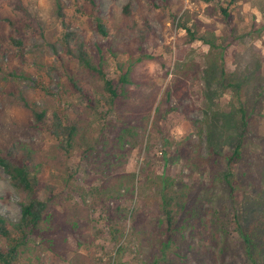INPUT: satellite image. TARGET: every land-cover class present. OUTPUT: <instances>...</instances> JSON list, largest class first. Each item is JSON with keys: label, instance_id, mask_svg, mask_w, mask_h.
<instances>
[{"label": "rangeland", "instance_id": "rangeland-1", "mask_svg": "<svg viewBox=\"0 0 264 264\" xmlns=\"http://www.w3.org/2000/svg\"><path fill=\"white\" fill-rule=\"evenodd\" d=\"M15 1L0 0V144L6 148L11 143L27 142L48 154L57 142L50 132L53 111L63 109L74 121L79 118L76 109L83 111L88 102L69 81L78 63L63 51L64 29L57 16L56 0H23L30 13L27 23L15 20L22 15L15 9ZM61 1L73 19L72 29L78 38L87 42L94 53L102 48L110 78L121 74L120 63L131 57L142 58L137 67V78L142 82L137 101L140 96L157 93L155 107L163 102L162 113L166 116L123 166L124 172L136 173L133 199L124 203L114 199L93 209L87 221L89 230H70L68 242L59 253L49 250L39 238L29 240L22 245L14 264H82L79 254L87 256L92 261L89 264H155L156 260L158 264H222L223 260L226 264H260L246 252L233 221L222 254L217 244L191 235L168 238L158 232L141 241L133 231L131 212L139 210L150 218L159 215L166 176H173L178 183L193 184L201 203L214 209L221 207L228 222L234 212H242L243 220L254 212L246 204L237 208L228 200L217 175L211 173L207 158L211 143L224 157L233 151L241 97L252 115L247 158H252L255 174L254 178L248 175L240 179L249 201L260 198L258 191L264 189V0H238L232 6V20L241 37L226 48L219 62V49H210L200 39L189 42L186 30L180 27L181 22L187 21L189 26L200 25L199 35H220L225 25L214 3L168 0L169 5L165 6L163 0H157L159 8H150L146 0H95L96 7L89 0ZM127 3L131 5L129 15L124 13ZM7 16L16 22L14 26L6 20ZM97 16L108 25V36L99 32ZM144 18L150 21L152 32L141 43L135 25L141 27ZM33 29L41 33L33 34ZM12 38L23 40V46L14 44ZM53 42L58 52L51 47ZM261 60L260 68L257 62ZM173 81L178 84L167 98L164 93ZM231 81L233 85H229ZM24 100L40 111H48L39 126ZM98 110L86 114L87 127L97 132L104 128L107 132L110 122L116 123V113L110 110L106 99L101 100ZM68 167L64 178L47 167L41 179L55 184L58 192L66 196L76 186L84 188L75 194L83 202L81 194L101 185L103 173L84 157L81 148L74 151ZM228 171L225 160L221 174ZM249 183L256 187L249 189ZM46 192L42 187L39 196L44 199ZM87 196L91 198L90 194ZM21 200L22 195L0 166V214L11 222L18 221ZM121 203L130 215L121 222L123 233L115 231L107 214L108 209ZM114 222L118 224L120 220ZM0 243L5 244V239L0 237Z\"/></svg>", "mask_w": 264, "mask_h": 264}, {"label": "trees", "instance_id": "trees-1", "mask_svg": "<svg viewBox=\"0 0 264 264\" xmlns=\"http://www.w3.org/2000/svg\"><path fill=\"white\" fill-rule=\"evenodd\" d=\"M89 1L94 7L97 6L95 0ZM146 1L150 8L160 6L157 0ZM201 1L207 4L214 3L217 6L218 14L225 25L223 32L220 35H199L200 25L194 23L189 26L187 21L181 22L180 27L186 30L189 42L200 39L209 44L210 49H219L216 52L219 58L216 61L219 62L223 60L226 48L238 42L241 37L232 20V6L238 0ZM163 4L168 6L169 1L163 0ZM55 8L64 29L61 36L63 51L78 63L77 68L71 71L69 81L74 90L83 96L88 104L83 111L76 109L79 118L74 121L68 119L63 109L53 111L50 132L57 142L48 154L42 153L27 142L11 143L6 148L0 144V166L10 176L13 187L22 195L21 217L18 221L11 222L0 214V237L5 239V244L0 243V264H14L22 245L35 238H39L49 250L59 253L68 242L70 230H89L87 221L93 209L108 204L114 199L122 200V202L133 199L136 194V173L124 172L123 166L130 154L150 139L152 128L166 116V113H162L163 102L155 107L158 100L157 93L140 96L137 101V95L142 86V82L137 78V67L142 58L131 57L120 63L121 74L110 78L106 72V58L102 54V48L94 53L87 42L78 38L77 33L72 29L73 19L61 0H56ZM15 9L22 13L19 19L15 20L27 23L30 13L24 1L16 0ZM124 13L131 14L130 3L124 6ZM6 20L13 26L16 23L9 16ZM96 25L102 35H109V27L101 16L96 17ZM135 28L141 43L152 32V25L147 18L143 19L141 27L135 25ZM32 33L40 34L41 30L33 29ZM12 41L20 47L24 43L23 40L16 38H12ZM50 45L55 52H58L55 42ZM1 49H3L2 35H0ZM262 63V60L257 62L258 67L261 68ZM223 74H226L225 69ZM177 84L173 81L166 89L164 96L170 98L172 87ZM229 85H233V82H229ZM102 99H106L110 110L116 113V123L110 122L107 132L104 128L97 132L96 129L87 127L86 114L99 111L98 107ZM239 102L240 116L234 136L233 151L224 157L216 145L211 143L207 164L211 173L217 175V180L228 200L237 208L246 204L249 209H254L252 215L248 216L247 220H243L242 212H234L233 219L228 222L220 210L221 207L214 209L201 203V197L195 194L193 184L178 183L173 176H166L163 179L159 215L156 218H150L139 210L131 212L133 231L141 241L150 239L158 232L160 235L165 234L168 238H174L179 234L191 235L217 244L219 252L224 254L229 237V226L233 221L243 238L248 255L256 263L264 264V189L258 191L260 198L250 201L243 190L240 176L250 175L254 178L255 170L251 162L252 158H247L252 115L248 103L241 97ZM24 104L35 117L37 126L45 121L48 116L47 110L40 111L27 100H24ZM210 139L213 141L211 135ZM77 148H81L84 157L89 158L103 173L101 185L92 188L90 193L81 194L83 202L77 199L75 194H80V190L84 188L76 186L66 196L58 192L55 184L44 183L41 179V174L47 167L60 172V176L64 178V173L69 171L68 161ZM225 160L229 171L221 174V165ZM248 164L252 167L248 168ZM65 181L67 183V178ZM42 187H45L47 191L44 199L39 196ZM248 187L249 189L256 187V184L249 183ZM88 194L91 195L90 199ZM123 203L107 210L109 222L115 231L120 233H123L121 222L130 217L127 206ZM116 219L120 220L118 224L114 222ZM162 244L163 247L167 245L165 241ZM79 255L82 264L92 263L84 254ZM155 264H158L157 260ZM222 264H226L224 260Z\"/></svg>", "mask_w": 264, "mask_h": 264}]
</instances>
